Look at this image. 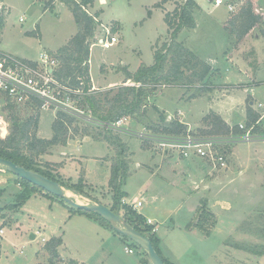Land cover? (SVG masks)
I'll list each match as a JSON object with an SVG mask.
<instances>
[{
	"label": "rangeland",
	"instance_id": "1",
	"mask_svg": "<svg viewBox=\"0 0 264 264\" xmlns=\"http://www.w3.org/2000/svg\"><path fill=\"white\" fill-rule=\"evenodd\" d=\"M157 1L104 0L99 4V0H94L92 5L85 7L91 16L103 10L100 20L105 25L110 26L115 21L117 23L115 25L119 37L117 36L118 44L115 46L104 49L95 45L96 39L104 34L100 24L96 25L93 37L87 40L90 44L89 69L96 81L95 86L102 91L101 95H107V90L112 87L111 93L105 98H111L116 93L117 87H136L132 80H125L129 74L125 70L128 69L134 74L141 65L152 64L153 49H159L162 43H169L170 37L164 14L182 5L185 0H169L166 2V8L157 7ZM194 2L196 8L192 15L196 28L183 29L177 41L198 60L205 63L210 68L209 72L202 80L194 81L191 77L192 72L184 70V77L191 80L190 82L185 80L172 82L177 85L166 84V87L157 86L154 90H149L142 97L140 113L131 116L130 129L145 126L159 130L161 127L159 114L166 119L168 116L177 119L174 113L181 110L188 121L196 126L191 129L182 122L187 129L214 136L215 134L211 132L213 125L203 121L209 115L219 113L227 121H232V127L238 123L245 126L254 117H257L256 122H258L263 116L264 106L259 108L258 104L264 102V0H223V4L219 7H214L213 2L208 0H194ZM228 6H231L232 10H229ZM0 8V17L4 24L0 30V51L26 61L36 60L42 51L56 53L77 32L73 15L63 0H1ZM249 8L256 18V24L246 34L241 35L240 31L246 21L245 14ZM250 100L255 102L253 107L249 106ZM166 108H169L170 113H165ZM250 108H254L256 112H249ZM0 115L8 123L9 130V118L12 116L23 123L30 122L35 136L44 140L52 139L53 125L59 117V114L45 113L37 107L9 104L2 94H0ZM76 124L73 121L68 137L71 134L79 135L81 132H87L90 133L88 135L90 138L83 139L80 135L74 138L73 142L80 144L103 141L95 139L98 136L96 130ZM257 125L262 133L254 134L259 136V139L235 142L229 146V162L226 170L213 171L206 167L204 171L196 164L193 168H189V172L185 170L183 172L180 168L174 177L175 184L186 189V194L191 192L189 195L191 197L184 203L187 210L190 206L195 207L200 204L204 212L211 211L216 219L219 217L225 220L226 224L219 228L222 232L250 229L253 234H257L262 239L259 246H248V251L253 253L264 244L262 235L264 233V129L261 122ZM74 127L78 129L77 132L73 131ZM115 137L123 147L124 157L128 161V174L132 171L137 173L131 179L127 177L122 183L123 187L126 182L131 199L137 193V187L150 175L145 168L149 169V159L152 155H157L132 135L117 134ZM108 145L110 148L107 152L111 156H106V162L102 159L95 166H90L89 163L92 161H86L79 156L72 157L79 163L76 162L69 169L66 167L65 175L58 174L57 170L62 168L60 166L67 162L70 156H59L60 162H51L59 161V158L56 160L52 156L64 151L62 144L52 146L48 150L50 155H44L42 162L47 164L46 169L53 171L62 183L75 186L88 197L75 194L63 187L66 192H70V197L76 202L93 204V201L101 200L102 196L112 198L113 201V192L107 182L112 165L119 157V148ZM84 146L86 154L94 152L97 156H105L102 152L107 147L104 145L102 149L100 148L102 146L91 144ZM135 163H139L141 168L136 169ZM106 172H108L107 181H105ZM210 181H214L213 185L210 189H205L204 185ZM17 182L14 175L0 169V229L4 232V235L0 236L2 252L0 264H49L51 256L45 248L47 240L44 242L42 238L49 239L51 229H54L56 236L62 232L68 235H64L63 239L67 241L69 251L62 250L63 257L69 258L70 254L79 258L82 250L78 244L79 239L76 238L74 222L68 221L67 208L65 210L55 208L52 212H48L50 202L45 203L33 197L28 198L21 209L19 206L9 208L17 203L16 197L24 191V187ZM155 205L158 206L159 201ZM211 205L215 207L209 208ZM171 208L176 211L172 204ZM70 209L74 210L72 207ZM121 214L123 215V212ZM256 214H260L263 219H256L259 217ZM259 221H262V225ZM205 224L209 226L211 221H201L197 227L204 231ZM43 228L45 235L39 237L35 234V231L41 233ZM220 234L216 232V235ZM32 235L34 238H31ZM188 247L189 245L185 249L177 248L175 251L182 262L187 258H190V261L184 264H194L198 262L195 260H201V257H197V253L192 249L193 253H191ZM52 259L55 264L66 263L58 257Z\"/></svg>",
	"mask_w": 264,
	"mask_h": 264
},
{
	"label": "trees",
	"instance_id": "2",
	"mask_svg": "<svg viewBox=\"0 0 264 264\" xmlns=\"http://www.w3.org/2000/svg\"><path fill=\"white\" fill-rule=\"evenodd\" d=\"M63 1L69 7V10L73 15L77 32L64 47L58 49L56 52L60 62L58 76L63 79L70 77L72 79V83H75V76L79 75L84 82L85 89H88L90 87L88 74L90 44L87 40L93 37L95 27L99 24V22L95 21L97 14L91 16L86 13L84 9L86 6L92 5L94 0H81L80 2H77L76 0ZM167 1L169 0H159L156 6L160 8ZM195 8L196 4L194 0H185L182 5L177 6L171 12H166L164 14V21L167 27V33H169L170 41L169 43H162L159 49H154L152 65H141L133 75L128 74L127 79L132 80L134 85H137L136 87H117L116 93L109 99L105 97L111 93L112 89L106 92L107 95L104 94L103 100L96 99L95 96L91 94L86 96L85 104L88 106L94 117L103 121H113L122 116H136L135 114H139L142 107V97L145 96L149 90L152 91L157 86L166 87V84H174L172 82L184 80L190 82L191 80H187V78L184 77V70L192 72L191 77L194 81L202 80L206 76L210 68L205 63L198 60L194 54L185 49L182 44L176 41L179 33L183 29L195 28V21L192 15ZM245 19L246 21L240 31L241 35L246 34L256 24V18L251 13V8L246 11ZM3 25V19L0 17V30L3 28ZM181 87H184V85H181ZM248 111L250 112L251 110ZM165 119L166 117L159 114L161 127L159 130L153 128L154 131L166 134L185 133L187 128L185 125L180 123L178 119H173L170 122H166ZM9 120V134L5 140H0V158L12 161L18 166L59 183L67 190L74 191L77 194L88 198L84 193H82V191L76 189L75 186L65 185L62 183L57 176L54 175L53 171L46 169L47 164H43L42 162V157L48 154V150L52 146L56 144H66L69 138V128L73 126V120L67 118L65 115L59 114V117L53 125L54 134L50 140L37 138L31 128V123L28 121L23 123L15 116L10 117ZM203 121L213 125L211 132L215 135H227L230 131L236 135L241 133L236 126L231 127L230 130V127L227 126L217 115H209L205 117ZM256 121L257 117L251 118L245 125L247 127L254 125L253 132L262 133ZM74 128L76 129V127ZM31 129L32 134L30 133ZM98 134L102 136L103 140L108 144L118 146L119 148V157L116 159L115 164L112 165L108 181V187L113 192V205L110 209L113 212L118 213V215L123 212V215L121 214L123 221L130 227L148 237L155 251L159 255L157 249V239L154 233H151V227L144 226L145 220L142 219L135 211L130 210L127 206L121 205V200L125 195L121 191V187L123 181H125L128 177V161H126V158L124 157L125 153L123 147L116 139V135L103 134L99 132ZM17 181L18 185H22L24 187V191L16 197L17 203L11 205L9 208H16V206L21 207L24 201L28 199L29 195L35 192L48 197L52 196L20 178H17ZM57 199L63 203L61 199ZM74 211L93 218L95 221L111 229L109 224L96 214L76 209H74ZM199 211H201V213L198 215L197 225L201 221H211L212 225L214 224L213 215L208 212H204L203 208L199 209ZM113 232L115 233V231ZM123 239L127 240L125 237H123ZM59 244V239H51L45 245V248L51 256L49 259L51 264H53L52 258L57 257L56 248ZM160 258L164 264H170L161 256Z\"/></svg>",
	"mask_w": 264,
	"mask_h": 264
},
{
	"label": "crops",
	"instance_id": "3",
	"mask_svg": "<svg viewBox=\"0 0 264 264\" xmlns=\"http://www.w3.org/2000/svg\"><path fill=\"white\" fill-rule=\"evenodd\" d=\"M101 2H104V0H99V4ZM158 2L159 0L157 1V3ZM162 7L166 8V3L163 4ZM102 11L103 10H101L100 13L97 14L95 20L99 22L101 28L108 26L112 29V33L116 37L117 36L119 37L117 26L115 25L117 24L116 21L112 22L110 26L109 24L105 25L104 23L101 22L100 15L102 14ZM125 71L130 75H133V73L130 72L128 69H126ZM88 74L90 79V87L88 88V90L90 91V94L95 96L96 99L103 100L104 95H101L102 91H99L98 87L95 86L96 81L93 78V76L90 74L89 58H88ZM125 80L128 81L127 78ZM110 89H112V87H110ZM100 96H102V98H100ZM254 103L255 102L250 100L249 106L253 107ZM262 103L264 104V102ZM263 104H261L262 105L261 107L264 106ZM168 109L169 108L164 109L167 110L165 111V113L166 112L170 113L168 112L169 111ZM249 110H251L252 112H256L254 111L255 110L254 108H250ZM174 114L177 115L178 120L183 122L189 128L192 129V127H196L193 126L191 122L188 121L187 116L181 110H177V112H175ZM216 115L225 124H227L229 127H232L231 126L232 121H227L219 113ZM259 119L260 121H258L257 123L259 124V122H261L264 129V123H263L264 114ZM77 130L78 129L76 128L75 132H77ZM89 134L90 133H83V132H81V134L79 135H76V133L71 134L72 136L71 135L69 136L66 144L61 146L62 149H64V151L60 152L58 155L53 154L52 157L56 160L59 158V161H51V162H57V163L60 162L61 158L59 156L68 155L71 157L67 162L63 163L60 166L62 168L57 170L58 174L63 175L65 171L64 169L66 167L67 169H69V167L71 168L72 166H74L76 162L79 163L77 159H72V157L79 156V158L81 159L85 158L86 161H92L91 163H89L90 166H95L99 162V160L103 159L102 161L106 162V156H111V154L107 152V150L109 151L110 146L106 141L103 140L102 136H100L99 134H97L98 136L95 139L103 140V141L98 143L82 142L78 144L76 141L73 142L74 138H78L81 135L83 139H86L89 137L88 136ZM90 144L95 146H102L100 147L101 149L103 148V145L107 147L106 150L104 149V151L102 152L104 153L103 155L105 156L102 157L97 156L96 153L94 152L93 153L91 152L92 154L90 153L86 154L84 145H90ZM48 155H50V153H48ZM232 157H233V152H232ZM149 161H150L149 169L148 167L145 168L150 173V175L148 176L147 179L141 182L140 186L137 187L138 188V190L136 191L137 193L130 199L129 198L130 192L127 190L128 187L126 185V182L122 187L121 191L125 194L123 199L126 200V202L128 203H135L136 201L142 202L141 207H139L135 212L142 219L144 220L149 219L153 222L156 229L154 235L157 239V249L159 255L162 258H164L170 264L187 263V261L188 262L190 261V258H187L185 262L184 261L182 262V260L179 257V254L175 251H177V248L185 249V247L189 245L188 248L190 250L191 249L194 250L197 253V257H201V260H195L198 262L194 264H264V244H262L259 247V249L256 250L255 253L248 251V246L250 245L257 246L258 244H260V241L262 240L261 238H259L257 234H253V232L250 229H246L238 232L224 233L219 228L220 226L226 224L225 220L219 217L216 219L214 214L211 211H209L208 213L214 216V224L212 225L211 223L209 226L205 224L206 229L204 232L197 227L198 220L196 219L197 215L199 214V209L202 206L200 204L195 207L190 206L188 210L186 209V207H184V203H186L188 198L191 197L189 196L191 192L188 191L189 193L186 194L187 193L186 189H183L178 184H175L176 181L174 179L175 173H178L179 172L178 170L180 168L183 169V172L184 170L186 172H189V168L190 167L193 168V166L196 164L201 166V169L205 171L206 167L202 163H200L196 159L178 160L174 157H163L161 155H157V156L152 155ZM134 167L136 169L141 168L139 163H135ZM132 172L128 174V179H131L132 177L136 176L137 173L136 172L132 173ZM107 175L108 172L105 173V181H107L108 179ZM213 182L214 181L208 182L206 185H204V188L210 189V187L213 185ZM153 187H157V188L154 190L149 189ZM31 197H33L34 199H38L39 201L43 200V202L45 203L50 202L48 212H52L53 209L55 208L62 210H65L67 208V210H69L67 216L68 221L74 222L73 223L74 231L75 233H77L76 238L79 239L78 244L80 246V249L82 250V253L79 256V258H77L75 255L71 256L70 254H69V258L63 257L62 250L69 251L67 241H64L63 239L64 235H67L66 232H62V234L56 236V233H54V229H51L49 232V235L51 237L49 239L42 238L44 242L46 240L48 242L51 239L60 240V244L56 248V253H57V257L60 258L61 261L66 262L65 264H149L150 263L146 255L142 251H140L137 248V246H135L129 239L124 240L122 235L116 232L114 233L111 229L95 221L93 218L75 212L57 198L56 199L51 198L36 192L30 194L28 198ZM158 201H159V205L156 206L155 203H157ZM97 202L103 204L108 208H111L113 205L112 198L109 199L108 197L105 198L104 196H102L101 200L98 199ZM199 203H200V199H199ZM171 204L173 209H175L177 212L172 210ZM213 207H215V205H211L209 208H213ZM256 215L259 216L256 219H260V220L263 219V217H261L260 214H256ZM119 216L122 218L120 214ZM259 223L262 225V221H259ZM41 231H42L41 233L39 231H35V234L38 235L39 237H42V235H45L44 228ZM216 232H220L221 234L216 235ZM262 235L264 236V233H262ZM126 248H130L134 252L132 254H129L126 252L125 250ZM192 250L191 253H193ZM1 257H2V252L0 248V262L2 259ZM52 263L55 264L54 260H52ZM49 264H51L50 260H49Z\"/></svg>",
	"mask_w": 264,
	"mask_h": 264
},
{
	"label": "built area",
	"instance_id": "4",
	"mask_svg": "<svg viewBox=\"0 0 264 264\" xmlns=\"http://www.w3.org/2000/svg\"><path fill=\"white\" fill-rule=\"evenodd\" d=\"M211 1L214 7L223 4V0ZM228 9L232 10V7L228 6ZM84 11L87 13L85 9ZM103 29L104 34L96 39L95 45L108 49L118 44V38L112 33V29L110 27H103ZM59 69L60 62L56 53L42 51L36 60L26 61L0 51V94L9 104L33 106L45 113L65 115L78 125L89 126L99 133L132 135L141 144L147 145L156 155L174 157L178 160L196 159L213 171L227 169L229 146L232 143L250 142L260 138L253 132L254 125L247 127L241 123L236 125L241 132L238 135L230 131L227 135L211 136L189 129H186L183 134L161 133L145 126L130 129V116H122L113 121L100 120L92 115L85 104V98L90 91L85 89L82 78L76 75L75 83H72L70 77L63 79L58 76ZM261 106L258 104L259 108ZM173 119L168 116L165 121L170 122ZM8 134V123L0 115V140H5ZM121 205L136 211L141 207L142 202L128 203L122 199ZM145 224L151 227V233H155L156 229L151 220H145ZM2 235L3 230L0 229V236ZM125 250L129 254L134 252L130 248Z\"/></svg>",
	"mask_w": 264,
	"mask_h": 264
},
{
	"label": "water",
	"instance_id": "5",
	"mask_svg": "<svg viewBox=\"0 0 264 264\" xmlns=\"http://www.w3.org/2000/svg\"><path fill=\"white\" fill-rule=\"evenodd\" d=\"M0 169L38 187L39 189H42L44 192L52 195L53 197L61 199L63 203L76 210L98 215L109 224L113 231L129 239L140 250H142V252L147 256L150 264H164L148 237L130 227L123 221L118 213L113 212L110 208L98 202H94L93 204H80L69 197L66 194L65 188H63L59 183L18 166L12 161L0 158ZM72 192L76 194V192ZM31 238H34V236L32 235Z\"/></svg>",
	"mask_w": 264,
	"mask_h": 264
},
{
	"label": "bare ground",
	"instance_id": "6",
	"mask_svg": "<svg viewBox=\"0 0 264 264\" xmlns=\"http://www.w3.org/2000/svg\"><path fill=\"white\" fill-rule=\"evenodd\" d=\"M66 194L70 197V192H69V191H67ZM78 203H79V202H78Z\"/></svg>",
	"mask_w": 264,
	"mask_h": 264
}]
</instances>
